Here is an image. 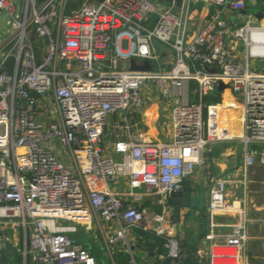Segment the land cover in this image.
<instances>
[{"label": "built area", "instance_id": "2783aa9c", "mask_svg": "<svg viewBox=\"0 0 264 264\" xmlns=\"http://www.w3.org/2000/svg\"><path fill=\"white\" fill-rule=\"evenodd\" d=\"M163 1L95 0L64 14L58 0H22L16 15L12 1L0 0V18L7 12L17 29L0 61V235L9 243L6 230L21 234V246L13 243L20 260L7 259L0 246V264H97L71 236L77 228L61 223L85 226L92 216L119 225L109 247L124 243L130 250L127 232L145 215L110 191L120 177L129 179V195L137 201L183 194L198 166L210 175L205 150L231 142L241 147L243 171L264 167V22L253 15L237 26L221 18L245 12L248 0H182L180 8L177 0L163 8ZM198 4L215 11L196 17L192 31ZM157 43L175 53L171 68L163 67ZM132 60L150 62L152 71L131 70ZM120 62L127 67L120 69ZM220 84L241 112V137L211 135V112L225 107ZM153 86L173 102L170 140L148 141L140 133L138 140L116 142L115 157L105 155L109 117L143 108ZM49 95L54 116L41 102ZM52 140L69 153L74 171L47 147ZM211 182L213 218L228 208V182ZM142 187L144 194L135 192ZM247 225L244 219L210 246V264H243ZM163 248L159 264H184L186 250L178 239L165 237Z\"/></svg>", "mask_w": 264, "mask_h": 264}, {"label": "crops", "instance_id": "0c3cea01", "mask_svg": "<svg viewBox=\"0 0 264 264\" xmlns=\"http://www.w3.org/2000/svg\"><path fill=\"white\" fill-rule=\"evenodd\" d=\"M91 1L95 0H58V7L64 14H70L82 6L85 2ZM163 2L167 3L161 4L163 8L170 6L169 2ZM214 11L215 9L212 7L207 8L203 4L195 5L192 12L194 16L192 20L194 21L191 30H196L198 24L197 22L199 21L195 20L196 17H209L208 15L212 14ZM6 13L7 12L3 13V15ZM258 13H263L259 9V1L248 0V7L245 12L240 14L223 13L221 18L228 23L236 24L238 21H245L247 18H249V16L253 15L257 19L256 15ZM3 15L1 17L2 19L0 18V28L7 25L3 21ZM258 21L262 22L260 20ZM8 24L11 23L8 22ZM8 30L9 29H6V32H8ZM9 35V39L5 41H1L3 36H0V61L6 56L8 51L5 46L15 38V36L12 38V33ZM30 36L31 38H34L35 35L30 34ZM35 40L37 41L36 38ZM11 46L13 45L11 44ZM157 48L163 67L171 68L175 62V53L169 48H164V46L163 48L157 46ZM151 95L152 94L149 92L145 94L146 103L143 108L134 110L128 114H123V117L122 114H114L108 119L106 135L102 143L105 155L115 157L113 146L116 142L120 140H138V135L140 133H145V139L148 141L166 142L170 140L172 119L171 124H167L164 131V128L161 124L163 118L159 106L160 99L158 96L154 98L151 97ZM42 99L41 102L43 101L48 105L49 113L54 116L56 109L52 96L49 95L43 97ZM164 105L166 107L171 106L172 109L173 102H165ZM165 110L167 111V108H165ZM234 118L238 119L240 122L239 130L241 132V118L239 114H234L232 111H227L225 109L221 110V113L212 111L210 115L211 135L219 136L224 139L238 137L239 131L237 126H233V124L232 126H227V124L231 123ZM213 120L218 121L214 122ZM218 122H223V124L221 125ZM214 126H217V129L214 130ZM229 144L230 143L227 145ZM47 147L69 170H75L69 153L65 149L61 148L56 140L48 142ZM211 149V152L213 153L217 150H220V148H218L216 145ZM230 150L231 145L224 148L219 154L213 155L210 153V158L213 160L214 165V170L212 173L210 171V175L204 167L196 168L194 174L185 181V188L187 189L186 192H192L197 196L195 198V202L190 207L178 206L174 204L170 195H151L137 201L135 198L129 195V192L132 190V186L129 179L124 177H120L117 182L110 185L111 192L120 196L125 204H132L139 210L143 211L145 215L142 224L138 228L130 229L129 233L127 234L129 244H133V248L131 245L130 250L126 252L132 260L130 264L161 263L160 257L164 253V248L163 242H160L159 239H165V237L168 236L178 239L185 248L186 258L184 264H187L188 260L191 258L192 261L197 264H210V246L223 242V237L229 235L233 228L239 226L244 219H247L248 221V237L249 227L251 228V225L256 224L264 229V214L261 212L264 209L262 210V207H255V211L250 212L246 205H243L241 201H234L233 206H231V202L228 201L229 205L226 212H220L213 218H211L209 214L208 205L209 190L212 184L211 181L223 179L229 182L243 171L242 155V160L239 162V159L236 157V151L233 152ZM136 190H138L137 192L135 191L136 193H145V188L143 187L136 188ZM237 202H239V207L235 206ZM73 226H75L78 231V226L80 228L84 225H78L74 223ZM85 227V230L88 232L97 227V230L101 232L103 239L106 238L104 239L105 243L111 236H115L119 232V225L105 222L95 216H92L91 223L85 225ZM161 230L164 231L163 236L158 235V231ZM209 235H213L215 240H208L207 237ZM254 239H258L259 241L261 237L259 238V236H254ZM0 246L5 257L10 260L13 259V254L10 252L12 250L10 245L8 243H0ZM119 246L120 245H118V248H116L119 251L118 253H125V251H123L124 247ZM253 247L256 248L255 245H253ZM88 249L94 253L91 248L88 247ZM136 252H139L138 259ZM197 256H199L200 259H198ZM112 261L113 264H118L115 257H112ZM250 262L252 264H260V261L254 259L252 253L249 252V244H247V250L243 258V264H250Z\"/></svg>", "mask_w": 264, "mask_h": 264}, {"label": "rangeland", "instance_id": "374dc122", "mask_svg": "<svg viewBox=\"0 0 264 264\" xmlns=\"http://www.w3.org/2000/svg\"><path fill=\"white\" fill-rule=\"evenodd\" d=\"M12 1L15 4L16 7V15H19V11L21 9L22 6V0H9ZM163 4H167L166 2H162ZM194 8V6H193ZM192 18L194 17L193 14L191 16ZM2 19V18H1ZM0 19V20H1ZM3 21L7 24L6 26H3L0 28V36H3L1 41H5L7 39H9V34L12 33L13 36L12 38L16 35V25L12 19V17L6 13L3 15ZM11 23V24H8ZM245 21H238L236 23L237 26H241L242 24H244ZM6 29H9L8 32H6ZM36 37L34 36V39ZM41 42L36 41L35 44H37L38 46L40 45ZM157 46H159L160 48L164 46V48H168L167 46L161 44V43H157ZM127 67V64L124 63H119V68L120 69H124ZM151 97L156 98L157 96L160 99V111L162 114V118L163 120L161 121L162 127L164 128L165 131V126L167 124H171V106H165V102H169V101H164L161 98L160 95V90L157 89L155 86H153V92L151 93ZM172 102V101H170ZM215 100H211L210 103H215ZM164 103V104H163ZM227 102L224 104V106L226 107ZM165 108H167V111L165 110ZM225 109V108H223ZM221 109V110H223ZM112 116V115H111ZM110 116V117H111ZM109 117V118H110ZM123 117V114H122ZM217 119V118H216ZM214 121V120H213ZM218 121V120H216ZM214 121V122H216ZM220 123V122H218ZM221 125L223 124V122L220 123ZM237 126V129L239 131V136L241 137V132L239 130L240 127V122L238 121V119H233V121H231V123H228L227 126ZM214 130L217 129V126H214L213 128ZM164 136L166 137V135L164 134ZM160 139V138H159ZM227 145L228 143H222V144H218L216 146H218V148H220L222 150V148ZM229 145H231V150L234 152L236 151V157L239 159V162L242 160L241 159V151H240V145L237 142H231ZM215 147V146H214ZM208 149V148H207ZM207 149L204 152V161L205 163L209 162L211 163L212 166V170L211 173L214 170V165H213V160L210 158L211 154L210 152L207 151ZM224 149V148H223ZM230 150V151H231ZM235 155V154H234ZM240 164V163H239ZM205 168V166H198L197 168ZM202 170V169H201ZM138 190H136L137 192ZM227 194H228V201H230L232 204L234 203V201H241L243 205H246V207L248 208V210L250 212H254L255 211V207H262V210L264 209V167H254L248 170H244L242 171L237 177H235L234 179L230 180L228 182V187H227ZM262 214H264V210L261 211ZM63 225H73V223L71 222H61ZM78 232L75 234H71V236L78 242L83 244L85 247H89L93 250V255L97 261V264H113L112 261V257H115V259H118V249H114L112 247H109L107 242H104V238L101 235V232L99 230H97V227L95 229H92L90 232L86 231V227L85 226H81L79 228L78 226ZM129 233V230L127 232V234ZM4 236L9 238V245L10 248L12 249L10 252H12L13 254V258L16 261H19L20 258L19 256H17V252L14 250L13 247V243H17L19 245V247L21 246V234L18 230H16V232L11 231V230H6L4 233ZM254 236H259V238L261 237V239H254ZM0 243H6L4 242V240L2 239V236L0 235ZM249 252L252 253V255L254 256V259L259 260L260 264H264V229L261 228L259 225L253 224L251 225V228L249 227ZM119 247H124L123 251H125L124 254H128L126 252L129 251V249L124 246L123 243L119 244ZM253 245L256 246V248L253 247ZM108 249H107V248ZM114 254V255H113ZM113 255V256H112ZM136 256L137 259L139 258V252H136ZM132 262L131 258H130V263ZM250 264H252L250 262Z\"/></svg>", "mask_w": 264, "mask_h": 264}, {"label": "water", "instance_id": "95a60500", "mask_svg": "<svg viewBox=\"0 0 264 264\" xmlns=\"http://www.w3.org/2000/svg\"><path fill=\"white\" fill-rule=\"evenodd\" d=\"M169 3L173 2V0H165ZM182 5V0H177V6L178 8H180ZM257 19L260 21H264V14L263 13H258L257 15ZM130 68L133 71H147L150 72L152 71V65L150 64V62L146 61L142 66L138 65L137 62L135 60H132L130 63ZM220 87L224 90H226L225 93H228L230 95V91L227 89V86L225 84H220ZM172 202L178 206H185V207H190L193 205V203L195 202V198L197 197L196 194L192 193V192H185L183 194H172ZM132 248H133V244Z\"/></svg>", "mask_w": 264, "mask_h": 264}, {"label": "trees", "instance_id": "16d2710c", "mask_svg": "<svg viewBox=\"0 0 264 264\" xmlns=\"http://www.w3.org/2000/svg\"><path fill=\"white\" fill-rule=\"evenodd\" d=\"M258 1H259V9H260V11L264 13V0H258ZM13 65H14V60L11 59L10 62H9V64H8L9 69H11V68L13 67ZM222 102H223L222 100H218V101H216V103H220V104H221ZM224 102L226 103V100H225V99H224ZM225 103H224V104H225ZM224 145H225V144H224ZM228 146H229V145H225L223 148H226V147H228ZM223 148H222V150H223ZM222 150L220 149V150L215 151L214 153H213V152H211V153H212L213 155H215V154H219L220 152H222ZM186 190H187V189H186ZM164 240H165V239H159L160 242H164ZM190 258H191V257H190ZM117 263H118V264H130V257H129L127 254H124V253L120 252V253L118 254ZM165 264H168V263L166 262ZM187 264H197V263H194V262L192 261V258H191V259L188 260Z\"/></svg>", "mask_w": 264, "mask_h": 264}, {"label": "bare ground", "instance_id": "6f19581e", "mask_svg": "<svg viewBox=\"0 0 264 264\" xmlns=\"http://www.w3.org/2000/svg\"><path fill=\"white\" fill-rule=\"evenodd\" d=\"M231 96L228 94V93H225V100H226V102H227V104H226V107H224L225 108V110H227V111H232L234 114L236 113V114H239V116L241 115V112L240 111H235V109L232 107V104H233V100L231 99ZM230 100V101H229ZM212 111H214V112H216V113H221V109H213ZM217 116H218V114H217ZM240 118H241V116H240ZM241 136H242V119H241ZM235 206L236 207H239V202H237L236 204H235Z\"/></svg>", "mask_w": 264, "mask_h": 264}]
</instances>
